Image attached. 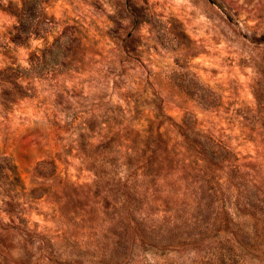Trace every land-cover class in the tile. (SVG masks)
I'll use <instances>...</instances> for the list:
<instances>
[{"label": "rangeland", "instance_id": "1", "mask_svg": "<svg viewBox=\"0 0 264 264\" xmlns=\"http://www.w3.org/2000/svg\"><path fill=\"white\" fill-rule=\"evenodd\" d=\"M264 264V0H0V263Z\"/></svg>", "mask_w": 264, "mask_h": 264}, {"label": "trees", "instance_id": "2", "mask_svg": "<svg viewBox=\"0 0 264 264\" xmlns=\"http://www.w3.org/2000/svg\"><path fill=\"white\" fill-rule=\"evenodd\" d=\"M3 260L5 262L4 264H9L5 258H3ZM0 264H3V263H0Z\"/></svg>", "mask_w": 264, "mask_h": 264}]
</instances>
